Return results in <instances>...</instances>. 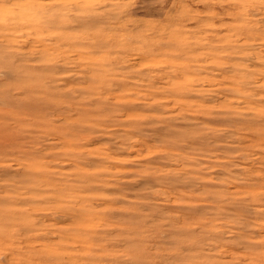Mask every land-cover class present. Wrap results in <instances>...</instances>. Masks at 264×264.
<instances>
[{"label":"rangeland","instance_id":"obj_1","mask_svg":"<svg viewBox=\"0 0 264 264\" xmlns=\"http://www.w3.org/2000/svg\"><path fill=\"white\" fill-rule=\"evenodd\" d=\"M0 264H264V0H1Z\"/></svg>","mask_w":264,"mask_h":264},{"label":"bare ground","instance_id":"obj_2","mask_svg":"<svg viewBox=\"0 0 264 264\" xmlns=\"http://www.w3.org/2000/svg\"><path fill=\"white\" fill-rule=\"evenodd\" d=\"M0 2H1V0H0ZM7 29V28H6Z\"/></svg>","mask_w":264,"mask_h":264}]
</instances>
